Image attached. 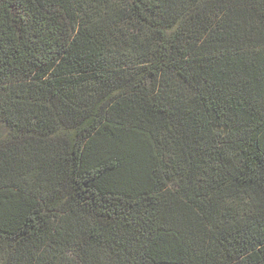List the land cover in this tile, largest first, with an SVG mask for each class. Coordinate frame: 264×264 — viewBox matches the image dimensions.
Masks as SVG:
<instances>
[{"label":"trees","instance_id":"16d2710c","mask_svg":"<svg viewBox=\"0 0 264 264\" xmlns=\"http://www.w3.org/2000/svg\"><path fill=\"white\" fill-rule=\"evenodd\" d=\"M0 264H264V0H0Z\"/></svg>","mask_w":264,"mask_h":264}]
</instances>
